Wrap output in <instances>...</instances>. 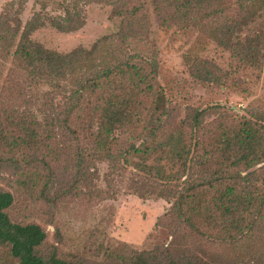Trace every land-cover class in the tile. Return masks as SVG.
I'll return each mask as SVG.
<instances>
[{
	"label": "trees",
	"instance_id": "obj_1",
	"mask_svg": "<svg viewBox=\"0 0 264 264\" xmlns=\"http://www.w3.org/2000/svg\"><path fill=\"white\" fill-rule=\"evenodd\" d=\"M28 1L7 3L6 8H18L12 18L5 11L0 14V60L4 66L10 62L19 94L36 96L39 102L45 99L41 104L51 107L56 116L50 113L38 118L33 114L32 122L19 117L12 146L20 149L39 147L47 124L54 125L60 119L57 105L48 101V96L62 95L68 128L74 117L84 124L87 117L97 120L89 135L99 148L107 149L106 159L114 158L118 129L143 124L148 113L152 125L157 115H165V109L154 106L157 99L151 106L145 105L156 95L158 55L141 46L149 45L150 39L145 25L135 18L149 2L162 23L170 26L177 21L186 29L207 28L209 37L243 64L264 66V35L251 29L264 17V0H39L41 9L24 24L21 15ZM50 3L56 11L49 10ZM91 3L111 6L112 15L120 19L119 30L99 38L90 48L77 47L66 53L31 38L34 31L47 25L66 33L81 28ZM201 62L207 63L199 59L194 67L199 69ZM203 72V76L199 72L194 75L202 81H228L227 73ZM212 111L217 120L207 122L206 115ZM144 126L148 129L150 124ZM174 132L166 142L168 148L161 152L168 153L177 166L175 171L161 164V157L154 164L144 159L134 163L130 159L133 154L140 157L141 147L133 144L129 148L126 161L133 164L129 172L134 185L139 184L146 194L158 191L163 198L173 199L165 214L167 220H181L209 242L225 243L228 251L203 258L182 246H172L164 260L144 252L133 255L127 263L264 264V111L248 109L241 116L233 107L217 103L194 109ZM158 146H150L152 155ZM13 203V193L0 187V250L4 248L8 261L0 264H8L10 259L18 264H72L56 254L48 257L39 253L46 231L35 222L13 221L8 214ZM207 227L209 231H203ZM226 255L228 259H220Z\"/></svg>",
	"mask_w": 264,
	"mask_h": 264
},
{
	"label": "rangeland",
	"instance_id": "obj_2",
	"mask_svg": "<svg viewBox=\"0 0 264 264\" xmlns=\"http://www.w3.org/2000/svg\"><path fill=\"white\" fill-rule=\"evenodd\" d=\"M9 1L0 0V14L5 11L12 18L18 8H6ZM51 4L49 10L56 11ZM40 9L39 0H29L21 15L23 23ZM85 15V24L75 31L61 32L47 25L34 31L31 38L49 49L66 53L77 47L90 48L99 38L121 27L120 19L112 15V7L105 3H91ZM135 20L145 25V34L150 39L149 45L141 46L158 55L156 95L149 97L145 105L149 107L157 99L154 106L166 113H158L155 125L149 122L148 113L143 124L132 123L118 129L114 158L106 159L107 149L99 148L89 135L96 119L87 117L84 124V120L74 117L72 126L66 127L63 118L66 108L60 94L55 98L48 96V101L57 105L60 119L54 125L47 124L42 144L26 150L12 146V136L18 134L19 117L30 122L33 114L45 118L51 107L41 104L45 99L39 102L36 96L30 97L26 90H23L26 96L19 94L10 62L4 66L0 60V187L14 195V203L8 209L13 221L35 222L46 231L47 237L39 247L44 256L56 254L72 264H128L133 255L144 252L164 260L172 246H182L203 258L228 251L225 243L209 242L181 220H167L165 214L173 199L163 198L158 191L146 194L139 184L134 185L129 172L133 164H127L126 154L136 144L141 147V158L133 154L130 161L144 159L154 164L161 157V164L175 171L177 166L161 149L168 148L169 135L175 134L178 125L194 109L219 103L233 107L241 116L248 109L264 111V66L243 64L239 57L211 39L207 28L186 29L177 21L170 26L162 23L150 2ZM251 29L264 35V17ZM199 59L207 63L201 62L197 69L193 63ZM204 69L227 73L228 81H202L194 75L199 72L203 76ZM44 108L47 113L39 111ZM217 116L212 111L206 120H217ZM147 124L148 129L144 126ZM155 144L159 146L152 155L150 146ZM210 230L215 232L213 228ZM5 253L2 248L0 261H7ZM8 264L18 262L10 259Z\"/></svg>",
	"mask_w": 264,
	"mask_h": 264
}]
</instances>
